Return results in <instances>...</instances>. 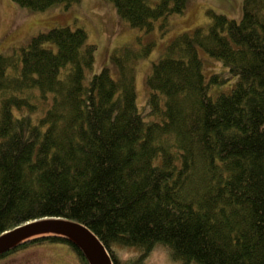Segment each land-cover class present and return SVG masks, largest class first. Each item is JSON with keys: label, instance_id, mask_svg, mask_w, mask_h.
Returning a JSON list of instances; mask_svg holds the SVG:
<instances>
[{"label": "trees", "instance_id": "16d2710c", "mask_svg": "<svg viewBox=\"0 0 264 264\" xmlns=\"http://www.w3.org/2000/svg\"><path fill=\"white\" fill-rule=\"evenodd\" d=\"M13 1L45 11L78 0ZM113 2L146 34L187 5ZM207 15L153 64L143 109L136 68L153 40L116 48L90 79L97 47L82 27L56 26L0 53V235L59 218L90 229L114 264H142L157 245L181 264H264V0H243L239 20ZM46 243L89 264L61 236L0 260ZM131 247L140 254L119 255Z\"/></svg>", "mask_w": 264, "mask_h": 264}, {"label": "rangeland", "instance_id": "374dc122", "mask_svg": "<svg viewBox=\"0 0 264 264\" xmlns=\"http://www.w3.org/2000/svg\"><path fill=\"white\" fill-rule=\"evenodd\" d=\"M159 0H149L154 6ZM243 0H187L183 13H174L156 22L149 33L134 28L117 13L113 0H78L68 7L52 6L45 11H31L20 7L13 0H0V53L13 54L28 44L41 32L56 26L82 27L87 32V43L97 47L95 63L88 71L87 78L111 66L110 54L126 44L138 45L137 38L155 41L151 54L141 59L136 68L137 103L140 109L146 106L149 89L147 76L170 41L178 35L205 26L209 22L208 10L225 14L239 20ZM167 22L165 30L161 24ZM205 57H207L204 54ZM208 58V57H207ZM113 74L116 72L113 69ZM122 258L140 254L138 248H120ZM73 250L65 244H38L0 260V264H79ZM142 264H181L171 257L168 248L157 245ZM197 264V263H193Z\"/></svg>", "mask_w": 264, "mask_h": 264}, {"label": "water", "instance_id": "95a60500", "mask_svg": "<svg viewBox=\"0 0 264 264\" xmlns=\"http://www.w3.org/2000/svg\"><path fill=\"white\" fill-rule=\"evenodd\" d=\"M40 236H61L75 243L89 264H114L106 247L85 225L59 218H45L17 226L0 235V256L19 244Z\"/></svg>", "mask_w": 264, "mask_h": 264}]
</instances>
